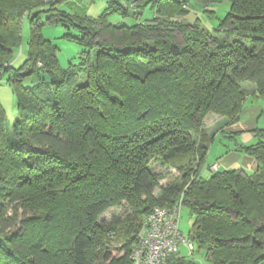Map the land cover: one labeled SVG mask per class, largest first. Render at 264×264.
<instances>
[{
	"label": "trees",
	"instance_id": "16d2710c",
	"mask_svg": "<svg viewBox=\"0 0 264 264\" xmlns=\"http://www.w3.org/2000/svg\"><path fill=\"white\" fill-rule=\"evenodd\" d=\"M64 1L0 0V76L9 72L17 100L12 121L0 104V264H133L141 217L179 202L193 217L187 239L210 264H264V130L237 149L262 170L201 173L216 134L204 117L236 121L250 95L264 94V0H106L95 17ZM191 2L207 18L227 3L214 30L233 35L189 21ZM44 6L87 46L66 67L30 12ZM129 6L133 23L109 20ZM26 15V59L14 67ZM153 162L181 181L160 187ZM121 201L132 212L99 222ZM192 255L178 250L168 264H199Z\"/></svg>",
	"mask_w": 264,
	"mask_h": 264
},
{
	"label": "rangeland",
	"instance_id": "374dc122",
	"mask_svg": "<svg viewBox=\"0 0 264 264\" xmlns=\"http://www.w3.org/2000/svg\"><path fill=\"white\" fill-rule=\"evenodd\" d=\"M106 4V0H68L59 3L57 6L62 9L66 10L69 13H75L77 15H80L81 13H86L90 17H95L104 8ZM215 8V16H212L210 18H207L204 13H202L197 7L196 2H191V7L193 8V12H191L188 16L187 19L189 21H192L195 17L198 18V25L200 27H203L206 30H209L213 35L217 37H223L224 35H229L232 36L233 33L228 32V31H216L214 30L217 26L218 23L221 21V19L224 17L225 13L228 10V4L225 2L222 3H215L211 4ZM46 6L44 7H35L33 8L30 12L34 13L35 11L38 12L39 16V21L42 22V26L40 27V33L41 35L50 40L53 44L56 45L58 48L57 52V58H58V63L62 67H66L69 62H75L78 60V56L80 53L87 48L85 44H82L81 42L78 41L77 38L80 37V32L78 27H74L71 25H63L62 23L59 22H49L47 18L49 17L50 12L45 10ZM196 7L198 9H196ZM134 6H129V16L123 17V16H115V15H110L109 20L118 24H131L135 21V18L132 14L134 11ZM29 12V13H30ZM146 17H151L152 12L145 10L144 12ZM21 41L19 47L16 49L15 54L13 56L12 64L14 67H18L25 59H26V42L28 38L31 35V25H30V20L29 17L26 15L23 17L22 22H21ZM103 38H109L110 34L103 33L101 34ZM177 39L180 40V35L179 33L177 34ZM9 72H4L0 76V104L3 106L5 110V115L8 120L12 121L15 116L17 115V100L16 96L13 91V86L10 81H8ZM40 76L42 78H48L49 75L47 73H41ZM37 79L36 76H31V77H23L22 79V85L24 86H30L33 85L35 80ZM245 87H248V89H252L254 85H252L249 82L244 83ZM254 96V95H250ZM219 117V120L222 119V122L218 124L216 123L215 127L214 125H210L211 122ZM226 122L225 117H222L220 114L217 113H209L204 117L203 120V126L206 128L207 131H210L211 126L214 127L215 130L219 129L224 123ZM211 152L210 156L207 159L204 165L210 162L211 160ZM205 167V166H204ZM261 170L263 169L262 166L260 168ZM151 170L156 172L160 176V187L165 186L168 183H178L181 181V174L177 172L174 169H166L165 167H162L158 162H153L151 164ZM204 172V175H208V172L206 170L202 171V174ZM160 187H157L154 190L155 196H158L160 194ZM132 212L130 207L125 201H121L120 204L114 205L107 209L105 212H103L98 220L99 222H102L103 220H112L117 216H124L127 213ZM179 229L185 238L187 240L188 233L192 232V223H193V217L190 214L188 208L185 205H182L180 208V214H179ZM194 246V251H190L188 247L186 246V243L181 242L179 244L178 250L179 254L182 255H189L191 257V253L193 254V258L199 263V264H210L209 261L205 258L204 252L199 251L196 249L195 245Z\"/></svg>",
	"mask_w": 264,
	"mask_h": 264
},
{
	"label": "crops",
	"instance_id": "0c3cea01",
	"mask_svg": "<svg viewBox=\"0 0 264 264\" xmlns=\"http://www.w3.org/2000/svg\"><path fill=\"white\" fill-rule=\"evenodd\" d=\"M217 122L220 124L222 119L219 120V117H217L210 125H216ZM214 127L211 126L210 131H213ZM257 129L264 130V94L249 96L238 119L224 123L219 129L215 130L214 141L207 154L208 159L211 152L212 159L205 167H202L201 173L206 170L209 174L211 171L210 166L213 164H216L217 170L240 169L247 173L258 170L260 166L257 159L237 151L239 146L252 144L257 140L254 134Z\"/></svg>",
	"mask_w": 264,
	"mask_h": 264
},
{
	"label": "built area",
	"instance_id": "2783aa9c",
	"mask_svg": "<svg viewBox=\"0 0 264 264\" xmlns=\"http://www.w3.org/2000/svg\"><path fill=\"white\" fill-rule=\"evenodd\" d=\"M210 168L217 170L216 164ZM180 208V202L172 207L156 206L141 217L130 250L132 263L168 264L169 256L178 251L181 242L193 249V243L185 240L179 229Z\"/></svg>",
	"mask_w": 264,
	"mask_h": 264
}]
</instances>
